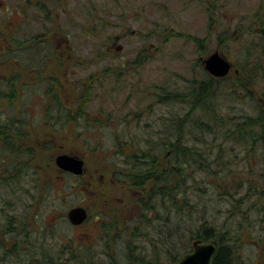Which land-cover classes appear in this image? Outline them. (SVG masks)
<instances>
[{
  "label": "rangeland",
  "instance_id": "rangeland-1",
  "mask_svg": "<svg viewBox=\"0 0 264 264\" xmlns=\"http://www.w3.org/2000/svg\"><path fill=\"white\" fill-rule=\"evenodd\" d=\"M33 3L46 7L44 12L49 16L46 21ZM68 15L75 16V26L67 22L63 27ZM26 19L29 23L24 22ZM104 19L107 23L100 28ZM94 28L99 29L97 34ZM83 30H88L86 37L80 34ZM261 30H264V0H0V79L10 76V68L15 69L9 64L14 52L12 56L2 52L15 46L13 36L24 40L28 31L46 32L53 47L60 50L65 45L62 41H67L65 35H69L78 55L73 60L78 65L68 66L73 76H64L63 71L61 76H24L21 81L25 78L30 85L15 82L18 96L13 102L5 103L6 97L0 99V111L12 112L20 120L29 121L28 127L23 128L27 136L21 146L30 144L34 153L33 160L18 161L15 178H7L8 181L0 161V264L38 261L31 259L30 254L40 242L61 247L69 241L96 250L95 260L109 264L111 258L100 252L105 247L103 239H108L105 226L117 222L123 233L119 240L108 242L110 254L116 256L115 264H132L136 259L138 254L128 249L129 242L138 244L143 253L160 251L161 258L157 257L164 264L169 262V255L163 242L175 241L176 252L183 251L184 245L192 250L195 231L190 239L191 226L183 223L174 232L182 219L180 215L174 214L170 222L156 220L142 224L140 239L133 238L131 231L127 236L123 231L133 227L135 217L142 216L149 189L132 187L125 175L136 163L134 152L145 148L143 136L151 134V128L140 127L136 120L144 126L149 120L156 123L167 116V105L155 103L160 102L158 93L165 96L166 92L174 95L168 114L172 119L176 115L185 119L191 111L188 102L193 90L208 76L220 92L215 91L209 101L216 102L211 109L215 115L205 112L221 122V126H234L241 121L242 113L255 116L264 112V70L259 66L261 48L257 40ZM151 42L154 48L150 47ZM145 45L150 47L147 63L129 66L128 61L132 62ZM216 51L232 64L225 81L222 79L226 77L211 76L203 64ZM117 57H123L125 68L119 69L121 60ZM247 58L250 68L246 67ZM26 62L40 64L35 58H24L15 65ZM245 67L252 76H245ZM238 79H245L247 86L244 90L239 88L241 93L236 94L231 86ZM54 81L63 104L83 115L81 124H71L65 131L59 128L57 135H53L54 130L43 116L46 107L55 100L46 92ZM201 114L196 112L194 118ZM88 118L113 120L111 124L88 130L84 120ZM186 125L190 127L189 122ZM258 132L263 134L264 130ZM132 133L137 137L131 138ZM216 135L223 136L222 131L216 129ZM260 139L263 140L257 142ZM157 143L162 142L157 139ZM222 151L221 157L209 152L211 159H217L208 160L212 162L208 172L201 171L203 167L199 164L190 167L188 184L197 179L198 185V180L207 174L208 188L201 184V190H207L206 202L214 199L212 219L238 239L236 264H264V221L260 219L264 215V137L255 135L248 145L247 141L230 140ZM61 154L82 158L84 174L72 177L61 170L55 162ZM224 190L232 195H219ZM188 191L192 198L196 197L191 193L194 188ZM238 198H243L241 203H237ZM80 205L89 210L90 216L84 224L74 226L67 214ZM11 216L19 225L13 231ZM148 239L155 242L148 245Z\"/></svg>",
  "mask_w": 264,
  "mask_h": 264
},
{
  "label": "trees",
  "instance_id": "trees-1",
  "mask_svg": "<svg viewBox=\"0 0 264 264\" xmlns=\"http://www.w3.org/2000/svg\"><path fill=\"white\" fill-rule=\"evenodd\" d=\"M36 8L39 10L44 7L36 6ZM70 13L72 15L74 10L71 9ZM71 15L67 16L63 27H66L67 22L69 26L76 25L75 16H72V18L70 17ZM46 16L49 17L48 15H44V17H42L44 18V21L48 19ZM24 22L29 23V19H26ZM106 23L107 21L104 19L100 28L105 26ZM27 28H29L28 25ZM63 29L64 31L66 30L65 28ZM98 30L99 29L96 30L94 28V34H97ZM48 31L51 32L52 29H49ZM87 32L88 30H83L80 34L86 37ZM25 33L26 34H24L23 37L24 40L17 39V36H13L15 46H13L12 49L2 52V54H9L10 56H12L14 52V58L9 61V64L11 63L15 67V69L10 68L12 72L10 73V76H4L0 79V99L6 97L5 103H7V101L9 103L13 102L14 99L17 98L18 90L16 89V86H14V83L18 81L20 82L24 76H61L63 73L64 76H73L68 70V66H72L74 68V66L78 65L73 61L78 59V55L76 54V47L74 46L73 41H70L69 35H65L67 41H62V44L64 43L65 45L64 47H61L60 50L59 47H53V44L46 32L33 34L28 31V33ZM257 40L259 47L261 48L260 56L258 57L260 60L259 66L261 70H264V30L259 32ZM150 47L154 48V43L151 42ZM150 47L145 45L143 50L135 56L132 62L128 61L129 66L134 65L136 67L139 64L145 65L148 58L151 57L149 55V50H147ZM29 51L30 53L26 54ZM102 55L105 56V52H102ZM24 58H27L28 60L35 58V60L40 64L33 65L32 62H30V64L26 62L19 65L21 68H19V66L17 67L15 64L19 63V61ZM117 59L119 62L121 60L119 69H123L122 67L125 65L122 60L123 57H117ZM247 62L246 67L250 68L249 58H247ZM72 67L69 69H72ZM246 67L244 73L245 76H252V74H250L251 71H249L248 74ZM62 71L63 73H60ZM30 72L35 75H32ZM91 76H94V73H92ZM227 78L229 77L222 80L225 81ZM21 82L24 85H30L25 78ZM236 82L232 83L231 90L238 94L241 93V91L239 92L240 89L244 90L246 88L247 83L245 79H238ZM55 85L56 83L54 81L53 85L46 90V92H48V96H52L55 100L47 107L45 106L47 109H45V113L43 114L44 121L51 125L52 130L55 131H53V135H57L59 128L65 131V129L68 128L67 126L71 124H81L79 121L83 119V115L80 111L77 112L63 104L57 92L58 87H55ZM55 88H57V90ZM215 91L219 93L220 89H218L217 86H214V81L211 80L209 76L201 80L199 87H195L193 90L191 100L189 101L190 98L188 99L191 111L185 116V119H182V116L178 117V115L172 119L168 114L171 113L168 105L173 101L174 95L172 96V94L166 92V95L164 96L163 94L158 93L160 102L159 100H155V103L156 105L157 103L160 105H167V116L162 117L160 122L158 121L156 123L149 120L144 124V126H142L140 120H136L140 127L151 128V134L148 137L143 136L147 142L145 144V148L136 150L137 153L134 152L136 163L133 168H129V172L125 175L132 187L143 190L144 188L149 189L146 190V200H144V202L142 201V216L135 217L133 227L130 230H127L128 227H126V230L123 231H125L126 236L128 235V232L131 231L133 238L138 239L142 234V224H149L156 220L162 222L165 220L169 221L170 219H173L174 214L180 215L182 219H180L176 224V227H174V232H178L183 223L189 224L191 226V230L193 229L189 232L192 234L190 239L194 238L193 231H195L197 232H194L195 240L213 242L216 244L217 250L214 256L213 264H236L237 256L235 254V243L238 239L235 240V238L230 235L232 231L224 230L222 224H218L212 219L210 212L214 210L211 209L216 208L213 203L214 199L211 198L208 202H206L207 190H201V184H204V189L208 188L207 174H204V176L198 180L200 186H198L199 184H195L197 182L195 180L197 179L192 180V184L189 185L188 180L191 179V174H188V169L190 167H194L195 164H199L203 167L200 169L201 171L206 170L208 172V167L212 163L211 161L208 162V160L210 159L215 161L217 159H211L209 152L214 153L216 157H221L223 145L226 144L227 141L232 140L235 143L247 141L248 145L254 140L255 135L259 138L264 137V133L261 134L258 132L259 130H264V112L263 110L257 112V114H259H256L255 116L242 113L241 121H238L234 126H221V122L207 116V113L208 115H215L211 113V109L216 107V102L213 104L209 103V101L214 98L213 93ZM86 99H88V97H86ZM196 112H202V114L199 117L194 118V114H196ZM205 115L207 116V119H205ZM138 118H140V114L138 115ZM84 120L85 129L91 130L96 129L97 125L107 123L111 124L113 119L103 121L88 118ZM33 122L37 124V121ZM187 122L190 123V127L189 125L185 126ZM27 125H29V121L26 119L23 118L20 120V118L14 116L12 112H6L3 110L0 111V161L3 172H5L8 176L5 178V181H8L9 178V180L15 178L14 173L16 172V167L19 166L18 161L21 162L27 158L33 160V147L30 144L26 147L21 146L23 139L27 136V132H24L23 129L28 127ZM93 126L94 128H92ZM216 129L222 131L223 136H217ZM80 134L82 136V133ZM135 135L137 134L132 133L131 138L133 136L137 137ZM156 136L158 137L157 139L162 142L161 144L157 143ZM119 138L120 137L118 136V140ZM210 138H214L216 141H210ZM25 140L27 141V139ZM261 140L263 139L257 140V142ZM191 141H193L194 144H190ZM132 145L133 147L135 146L134 144ZM172 147L174 148L173 151L171 150ZM248 152L249 151L246 152L247 155ZM173 156L174 158H172ZM219 161L220 160H218V162ZM21 170L22 168L20 171ZM11 173H13V175H11ZM221 186L222 185H218L219 188H221ZM190 188H194V191H191V193L193 192L196 197H191L188 191ZM219 193V195L224 194L225 197L226 195H232L227 190ZM246 195H250V192ZM242 199L243 198L236 199L237 203H241ZM235 208L237 209L239 207L235 205ZM188 214L189 216H187ZM260 219L264 221L263 213L262 216H260ZM9 222L10 225H13L10 229L11 231L19 226L18 223H16V219H13L12 216L10 217ZM120 231L119 222L115 223V225L105 226V232L108 235V239H104L105 247L104 249L101 248L100 253H102V255L105 253L107 259L108 257L112 259L111 260L109 258V264H115L113 261L116 260V256H112L109 252V240H119L120 235L123 233ZM153 242L155 241H149L148 239V245ZM163 243H165L168 248L169 262L167 264H174L178 262L183 254L191 250V248L184 245L183 251H181V249L176 252L175 241H172V244L168 241L167 244L166 242ZM127 247L130 251H135L138 254L135 255L136 259L132 260V264L165 263L159 261V258H161L160 251L159 254H156L157 251H154L153 253H143L138 244L134 242H129ZM156 247L157 244L154 245V250ZM36 248L37 249L34 250L30 256L31 259L38 258V261L32 260V264H45L46 261L43 260V258L52 256L48 253V251L57 248H62L68 251L62 254V256H67L69 254L71 258L77 259L78 264H106L95 260L97 255V253H95L96 250L86 246L74 245L71 241L68 242V245H62L61 247L60 245L49 246L47 243L41 244L40 242ZM157 255H159V258Z\"/></svg>",
  "mask_w": 264,
  "mask_h": 264
},
{
  "label": "water",
  "instance_id": "water-1",
  "mask_svg": "<svg viewBox=\"0 0 264 264\" xmlns=\"http://www.w3.org/2000/svg\"><path fill=\"white\" fill-rule=\"evenodd\" d=\"M205 70L213 77H225L232 70V64L220 52L216 51L203 60ZM56 165L63 171L82 175L85 169L84 160L69 154H61L55 159ZM68 218L73 225H79L88 218V211L83 206L69 210ZM217 246L213 242L196 240L191 251L185 253L175 264H213Z\"/></svg>",
  "mask_w": 264,
  "mask_h": 264
},
{
  "label": "flooded vegetation",
  "instance_id": "flooded-vegetation-1",
  "mask_svg": "<svg viewBox=\"0 0 264 264\" xmlns=\"http://www.w3.org/2000/svg\"><path fill=\"white\" fill-rule=\"evenodd\" d=\"M34 4L35 3H33V5ZM35 7H36V4H35ZM45 8L46 7L44 6V8L43 9H39L38 12L39 13L42 12L41 14L46 15V13L44 12L46 10ZM50 12H53V10L51 9ZM65 173H68V172H65ZM70 175L72 177L73 176L74 177H77V175H74V174H71V173H70ZM78 177H79V175H78ZM96 194H97V192H96ZM83 207H85V206H83ZM88 212H89V210H88ZM89 216H90V212H89ZM74 226H80V225H74ZM66 252H68V251H66V250H64L62 248H60V249L59 248H57V249H51V250L48 251V253H50L52 256L51 257H44L43 260L46 261L45 264H78L77 259L71 258L69 254L67 256H62V254L66 253ZM28 264H31V263H28Z\"/></svg>",
  "mask_w": 264,
  "mask_h": 264
}]
</instances>
